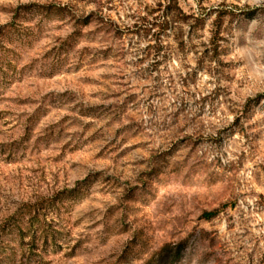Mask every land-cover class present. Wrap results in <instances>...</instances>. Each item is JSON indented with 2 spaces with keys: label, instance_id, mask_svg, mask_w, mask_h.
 <instances>
[{
  "label": "rangeland",
  "instance_id": "1",
  "mask_svg": "<svg viewBox=\"0 0 264 264\" xmlns=\"http://www.w3.org/2000/svg\"><path fill=\"white\" fill-rule=\"evenodd\" d=\"M0 264H264V0H0Z\"/></svg>",
  "mask_w": 264,
  "mask_h": 264
}]
</instances>
